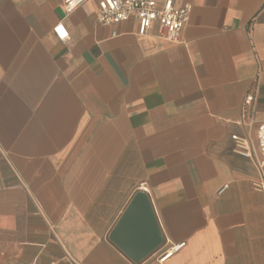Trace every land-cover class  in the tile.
Returning <instances> with one entry per match:
<instances>
[{
	"label": "crops",
	"instance_id": "0c3cea01",
	"mask_svg": "<svg viewBox=\"0 0 264 264\" xmlns=\"http://www.w3.org/2000/svg\"><path fill=\"white\" fill-rule=\"evenodd\" d=\"M175 4L167 38L0 0V264H264V167L231 138L264 123V0ZM137 191L163 242L134 263L108 235Z\"/></svg>",
	"mask_w": 264,
	"mask_h": 264
},
{
	"label": "built area",
	"instance_id": "2783aa9c",
	"mask_svg": "<svg viewBox=\"0 0 264 264\" xmlns=\"http://www.w3.org/2000/svg\"><path fill=\"white\" fill-rule=\"evenodd\" d=\"M89 0H63L65 14L74 12L78 7ZM76 7L71 12L67 11L70 3ZM96 19L104 27H112L134 20L137 24V35L143 37L153 24H158L166 31L167 38L175 37L187 24L191 11L190 4L177 6L175 0H96ZM53 34L58 41L68 39V33L62 23H57ZM253 96L249 95L245 103L249 104ZM236 149L241 156L254 158L259 169L264 167V123H259L255 129L254 139L239 138L233 135ZM261 156L262 159H258ZM264 176V175H263ZM185 243L170 245L159 255L158 261L163 263L174 253L184 247Z\"/></svg>",
	"mask_w": 264,
	"mask_h": 264
},
{
	"label": "water",
	"instance_id": "95a60500",
	"mask_svg": "<svg viewBox=\"0 0 264 264\" xmlns=\"http://www.w3.org/2000/svg\"><path fill=\"white\" fill-rule=\"evenodd\" d=\"M108 238L134 263L143 261L162 245L163 235L145 192L133 195Z\"/></svg>",
	"mask_w": 264,
	"mask_h": 264
},
{
	"label": "clouds",
	"instance_id": "9594fccd",
	"mask_svg": "<svg viewBox=\"0 0 264 264\" xmlns=\"http://www.w3.org/2000/svg\"><path fill=\"white\" fill-rule=\"evenodd\" d=\"M76 7V4L74 2L70 3V6L68 7L67 11L71 12L73 8Z\"/></svg>",
	"mask_w": 264,
	"mask_h": 264
}]
</instances>
